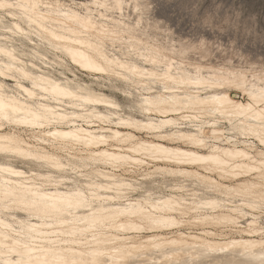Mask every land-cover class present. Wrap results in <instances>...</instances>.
<instances>
[{
    "label": "snow or ice",
    "instance_id": "obj_1",
    "mask_svg": "<svg viewBox=\"0 0 264 264\" xmlns=\"http://www.w3.org/2000/svg\"><path fill=\"white\" fill-rule=\"evenodd\" d=\"M221 3L0 0V264H264V25Z\"/></svg>",
    "mask_w": 264,
    "mask_h": 264
},
{
    "label": "rangeland",
    "instance_id": "obj_2",
    "mask_svg": "<svg viewBox=\"0 0 264 264\" xmlns=\"http://www.w3.org/2000/svg\"><path fill=\"white\" fill-rule=\"evenodd\" d=\"M181 0H164L165 6H173L169 13L170 20H175V29L182 30V21L176 18V14L181 11ZM221 8H238L243 9L246 13L250 14L252 18V25L254 28L253 39L251 47L255 50L256 58L261 57V45L255 39L257 32L264 25V0H223L220 4ZM159 18V17H157ZM245 46H248L247 39L245 40ZM234 94V93H233Z\"/></svg>",
    "mask_w": 264,
    "mask_h": 264
},
{
    "label": "bare ground",
    "instance_id": "obj_3",
    "mask_svg": "<svg viewBox=\"0 0 264 264\" xmlns=\"http://www.w3.org/2000/svg\"><path fill=\"white\" fill-rule=\"evenodd\" d=\"M233 95H236L235 93ZM163 118V117H161ZM169 119H172L174 117L169 116ZM114 131L116 130L115 128L113 129ZM120 131L123 132H127V129H119ZM133 135H137V136H141L146 142L149 143H154V144H160L165 148H173L175 146H177L178 142H173V141H165V140H161L158 138V136L156 135H149L147 132L144 133H140V132H133ZM181 147H184L183 145H180ZM159 167H163V164H158Z\"/></svg>",
    "mask_w": 264,
    "mask_h": 264
}]
</instances>
